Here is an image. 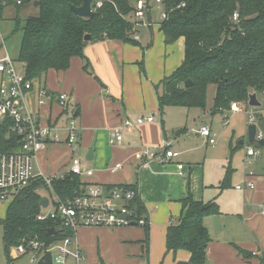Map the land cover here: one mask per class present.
I'll return each mask as SVG.
<instances>
[{"label": "crops", "instance_id": "0c3cea01", "mask_svg": "<svg viewBox=\"0 0 264 264\" xmlns=\"http://www.w3.org/2000/svg\"><path fill=\"white\" fill-rule=\"evenodd\" d=\"M3 8L6 6H0L1 11ZM150 9L151 6L146 19L151 22L150 28H158L155 37H159L161 44L157 59H145V62L143 59H126L127 47L137 46L132 43L107 40L86 44L84 54L87 68L84 67V59L73 57L68 68L49 69L40 80H32L33 88L27 92L29 108L41 125L63 126L71 116L78 122L79 131L84 132L83 138H80L79 133V158L92 170V175L83 180L103 186L135 187L138 200L143 206L142 212L149 220L147 243L144 228L132 226L114 231L104 229L103 258L100 256L103 249H96L95 241L87 236L91 229L82 228L78 238L76 230V242L84 257L86 249L89 255L96 249L92 259L94 264H119L130 250L149 253L150 242L152 248L160 249L164 245L165 254L172 256L170 264L187 262L189 252L166 251L165 234L168 226L179 223L184 216L186 208H183L181 200L191 195L194 201H215L220 208L219 214L204 219L210 235L207 264H264V175L253 174L249 177L246 176L248 173H238L236 166H232L233 155L226 165L227 156L215 157L214 151L217 148L207 149L206 145L210 144L205 143L191 129L172 133L166 131L162 116L167 107L173 106H166L161 111L158 93L162 90L163 78L171 74L183 60L184 40L181 37L172 44H165L160 22L151 20ZM138 28L140 25H137ZM135 34L139 40L138 30ZM174 46L181 49L180 59H164L159 56L161 52H173ZM16 69L22 72L23 64L20 63V68ZM3 78L0 74V83ZM41 88L53 96L60 92L66 93L65 109H61L53 100L38 105L37 92ZM155 110L161 118H156ZM149 115L155 118L153 122L137 125L131 130L124 129L120 144L108 143L109 130L120 125L124 119L135 122L138 117ZM65 137L61 138V143L49 145L38 153L36 169L58 179L67 174L58 175L64 167H69L72 156L63 142ZM162 138L172 141V148L179 152V156L169 163L152 160L142 166L136 155L145 147L159 145ZM89 150H92L91 160L86 159ZM177 163L183 164V176L178 173ZM115 164L121 167L111 171ZM226 171H230L229 181L222 188ZM242 179L251 181L254 187L236 189L235 184ZM42 191L47 195L41 194ZM38 192L48 202L51 191L42 189ZM5 215L6 212L0 215V219ZM11 258L18 259L13 257V252ZM141 260L137 259L136 264H145Z\"/></svg>", "mask_w": 264, "mask_h": 264}, {"label": "trees", "instance_id": "16d2710c", "mask_svg": "<svg viewBox=\"0 0 264 264\" xmlns=\"http://www.w3.org/2000/svg\"><path fill=\"white\" fill-rule=\"evenodd\" d=\"M81 4L82 0H38L39 14L24 20L18 50L17 60L28 79L40 80L49 69L64 70L73 57L84 59L87 68L84 47L90 41L136 44L131 0H91L94 15L90 18L73 11L72 6ZM162 8L167 13L160 22L164 43L172 44L182 37L184 56L162 80L158 93L161 111L166 106L204 109L209 84L216 86L213 111L229 110L231 102H246L253 92L264 104V0H162ZM85 35H89L88 40ZM187 79L191 81L189 87L184 85ZM11 125L9 118L0 123L2 151L18 146L16 136L9 132ZM229 176L230 171H226L222 188ZM78 186L79 178L72 174L52 182L53 191L62 198L73 194ZM37 188L50 192L39 183L19 191L0 219L7 264L14 260L10 249L23 237L36 235L47 243L59 238L47 235L48 228L54 226L52 221L35 218L42 209ZM181 203L186 211L179 223L167 227L166 251L185 250L190 254L185 264H207L210 235L204 219L219 214L220 208L215 201H194L191 195ZM137 211L143 213L139 200ZM144 231L146 242L148 226Z\"/></svg>", "mask_w": 264, "mask_h": 264}, {"label": "built area", "instance_id": "2783aa9c", "mask_svg": "<svg viewBox=\"0 0 264 264\" xmlns=\"http://www.w3.org/2000/svg\"><path fill=\"white\" fill-rule=\"evenodd\" d=\"M12 0H0V6L5 7ZM151 0H135L134 2V24H144L146 13L149 10ZM161 6L160 20L167 18V13L162 8V0H154ZM21 0H15V5H20ZM184 4H181L183 6ZM100 6V3H97ZM236 20V14L233 15ZM148 25L151 22L148 21ZM133 38L138 40V35ZM0 74L4 76L0 83V123L6 118L12 121L9 132L16 136L18 146L9 151L0 149V201H13L19 191L39 183L51 191L46 207H42L35 218L39 221L50 220L54 223L56 235L59 238L51 242L40 240L36 235L32 238L23 237L13 248V257L31 251L29 261L36 264L37 260L45 252L52 253V260L55 264H79L84 258L80 247L76 242V230L81 227H104L121 228L149 225L145 214L137 211L138 192L135 187L123 185L103 186L95 183L85 182L83 179L92 175V170L85 168L84 162L75 157L79 147V129L76 126L74 116L67 119L65 125H41L35 114L30 110L27 101V92L32 90V80L26 77L25 71H18L10 56L5 53L0 57ZM55 101L61 109H65L67 102L66 93H58L53 96L46 89L41 88L37 92L38 105ZM246 102H231L229 111L232 113L244 111L248 117V123L254 121V115L246 110ZM155 118L151 115L138 117L135 122L124 119L120 125L109 130L108 143L110 145L120 144L124 129H133L137 125L153 122ZM66 134L64 144L71 151L69 170L79 178V186L74 189L73 194L60 197L52 188L55 179L45 175L36 169L38 153L52 144L61 143L60 132ZM199 134L205 143L213 145L215 139L209 125L198 123L192 129ZM255 141L263 140V134L256 129ZM258 145V144H257ZM259 154L251 146L246 148V157H254ZM141 160L142 166L150 161L169 163L179 156V152L172 149V141L162 138L159 145L145 147L136 155ZM121 167L115 164L110 170L116 171ZM176 168L180 176L183 164L177 163ZM251 175V172L246 176ZM254 184L244 179L242 185H236V189L253 188ZM36 191H39L37 188ZM48 228V229H49ZM56 252V254H54Z\"/></svg>", "mask_w": 264, "mask_h": 264}, {"label": "rangeland", "instance_id": "374dc122", "mask_svg": "<svg viewBox=\"0 0 264 264\" xmlns=\"http://www.w3.org/2000/svg\"><path fill=\"white\" fill-rule=\"evenodd\" d=\"M22 5H15V0H12L8 7L3 8V11L0 10V56L6 51L16 68H20V63L17 60L18 58V50L19 44L21 40L22 30L21 27L25 18L28 16H37L39 14L38 5H35V2L38 0H21ZM132 2L134 0H131ZM150 12H151V20L154 22L160 21V11L161 6L156 4L154 0L150 1ZM148 25V19H145L144 24L140 25L138 28V34H140V39L135 41L138 44L137 46H128L125 52L126 59H157V55L160 51V39L159 37H155L157 32V27L150 28ZM156 28V30H155ZM105 39L103 41H107ZM119 41V40H116ZM101 41H90L88 44L99 43ZM122 42V41H120ZM86 46V45H85ZM85 48V47H84ZM115 55V51H113ZM164 59H180L181 58V49L177 46H174L173 52H168L167 54L160 53ZM161 88V85L159 86ZM216 86L214 84H209L207 86L206 98H205V108H186V107H167L165 109V114L162 116V119L165 123L166 131L172 133V131H188L197 127L198 123H206L209 125L212 135L215 139L214 145H206L207 149L217 148L214 151V156L217 158H221L223 156H227L226 165L230 159V156L233 155V163L232 166H236L238 173H250L249 177L253 174L264 175V145H257V142L249 143L247 141V126L249 124H255L256 129L263 133L264 139V104L260 107H250L246 105V110L248 113L254 115V121L252 123H248V117L244 113L235 112L231 113L227 110L225 111H213V103H214V95H215ZM109 92V91H108ZM258 98H260L258 96ZM156 118H161L159 112L157 110L154 111ZM146 117V116H144ZM131 121V120H130ZM76 126L79 127L78 122L76 121ZM228 122V123H227ZM228 125H227V124ZM80 129V127H79ZM176 131V132H177ZM80 138H83V131H79ZM61 138L65 137V133L63 136V132L60 134ZM242 142V143H241ZM200 144V143H198ZM204 146V144H202ZM251 146L255 150L259 151V154L254 157H246V148ZM205 148V146L203 147ZM173 149V148H172ZM80 150V149H79ZM79 150L74 153L75 157L81 156L79 154ZM174 150V149H173ZM87 168V166H85ZM89 169V168H88ZM69 170V167H64L61 171H59L61 175ZM242 180H240L237 184L242 185ZM235 184V186L237 185ZM41 194L47 195L45 191H42ZM12 201H0V215L3 216L6 212L9 204ZM134 227V226H133ZM139 228H144L141 226H137ZM82 228L91 229V232L87 233V236L93 241H95L96 249H103L100 256L103 258L104 256V229L108 231H114L117 228H104V227H84L81 226L77 229V238L80 236V232ZM124 228V227H121ZM127 228V227H126ZM94 229V230H93ZM102 231H100V230ZM100 232H98V231ZM150 230H148L149 232ZM148 233V237H149ZM2 227L0 225V264H6V256L2 246ZM96 249L93 250V254L89 255L86 249L85 257L80 261L79 264H94L92 259L96 255ZM13 248L10 249V257L12 255ZM56 254V252H54ZM103 254V256H102ZM31 256V251H28L24 254H19L18 259H14L12 262L8 264H32L29 261ZM147 258L149 262L147 261ZM137 259H142L145 264H170L172 260V256L170 254H165L164 245H161V248H152V243L150 242V250L149 253H140L135 252L134 250H130L129 253H125L123 259L119 261V264H136ZM104 262V259L102 260ZM175 264V263H174Z\"/></svg>", "mask_w": 264, "mask_h": 264}, {"label": "water", "instance_id": "95a60500", "mask_svg": "<svg viewBox=\"0 0 264 264\" xmlns=\"http://www.w3.org/2000/svg\"><path fill=\"white\" fill-rule=\"evenodd\" d=\"M35 5H38V1L35 2ZM73 11L80 17L83 18H90L94 15V11L91 8V0H82V4L78 7L72 6ZM85 40L89 39V35H85ZM185 87H189L191 85V81L187 79L184 82ZM247 105L250 107H260L261 102L259 101L257 95L255 92L250 93L248 95ZM255 132H256V125L255 124H249L247 126V141L249 143L257 142L258 145H264V140L255 141ZM86 159L91 160L92 159V150H89L86 155ZM40 205L42 207H46L47 205V199L43 198L41 199ZM47 235H56V231L54 228H49L47 230ZM186 262H179L178 264H185ZM36 264H55L52 260V253L50 251L45 252L43 255L39 257Z\"/></svg>", "mask_w": 264, "mask_h": 264}]
</instances>
